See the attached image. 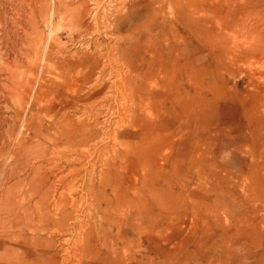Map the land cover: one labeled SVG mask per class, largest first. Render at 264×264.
Here are the masks:
<instances>
[{"label":"bare ground","instance_id":"obj_1","mask_svg":"<svg viewBox=\"0 0 264 264\" xmlns=\"http://www.w3.org/2000/svg\"><path fill=\"white\" fill-rule=\"evenodd\" d=\"M73 1L0 0V264H144L171 209L158 132L192 74L163 50L211 4Z\"/></svg>","mask_w":264,"mask_h":264},{"label":"rangeland","instance_id":"obj_2","mask_svg":"<svg viewBox=\"0 0 264 264\" xmlns=\"http://www.w3.org/2000/svg\"><path fill=\"white\" fill-rule=\"evenodd\" d=\"M207 3L205 17L185 24L190 43L163 50L166 60L189 59L192 87L175 101L187 90L178 73L172 102L159 105L158 177L171 209L159 234L145 236L144 264H264V0Z\"/></svg>","mask_w":264,"mask_h":264}]
</instances>
